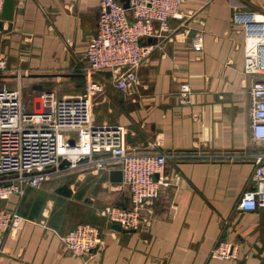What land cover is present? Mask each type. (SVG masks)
<instances>
[{"label": "crops", "instance_id": "crops-1", "mask_svg": "<svg viewBox=\"0 0 264 264\" xmlns=\"http://www.w3.org/2000/svg\"><path fill=\"white\" fill-rule=\"evenodd\" d=\"M0 95L20 87L29 108L36 94H81L99 83L93 118L123 124L128 145L144 151L163 141L164 174L170 184L141 211L140 226L106 222L107 205L130 207V191L112 179L118 168L70 171L38 188H27L4 205L23 217L17 231H0V264H264V208L242 210L238 200L252 184L254 163L229 154L257 152L251 128V85L261 74L244 71L247 34L235 13L264 17V0H184L186 20L144 40L154 49L138 68L139 82L117 89L110 70L87 73L85 51L95 33L100 0H16L11 21L1 17ZM122 1V0H119ZM184 21V25H182ZM204 35L196 52V31ZM182 82L192 88L191 104L178 101ZM198 154L199 156H194ZM102 228L105 247L76 256L62 236L77 224ZM237 242L236 258L210 255L220 239Z\"/></svg>", "mask_w": 264, "mask_h": 264}, {"label": "built area", "instance_id": "built-area-1", "mask_svg": "<svg viewBox=\"0 0 264 264\" xmlns=\"http://www.w3.org/2000/svg\"><path fill=\"white\" fill-rule=\"evenodd\" d=\"M184 0H129L125 8L119 0H100L97 28L88 40L85 59L87 73L108 69L114 85L121 91L139 82L138 68L154 49L144 40L161 37L171 30L170 20H186L180 5ZM2 5V2H1ZM243 23L247 38L244 71L261 74L251 85V128L257 152L229 154L254 163L252 184L238 200L242 210L264 208V17L235 13ZM184 25V21L182 23ZM204 35L196 31L192 48L203 49ZM7 60L0 57V72ZM103 90L94 81L81 94L55 96L52 91L36 94L39 105L31 109L20 87L0 95V231H17L25 217L8 209L4 202L21 196L27 188H38L66 169L81 166L118 168L122 183L129 188L131 206L107 205L99 210L106 222L137 229L141 211L170 184L164 174L168 154L161 151L163 141L148 142L138 152L128 145V129L123 124H100L93 118V99ZM192 88L182 82L178 90L181 105L191 104ZM194 156H199L194 154ZM69 164L61 166L62 160ZM64 247L76 256L89 255L105 247V235L96 224L82 222L62 236ZM237 242L220 238L210 255L219 259L236 258Z\"/></svg>", "mask_w": 264, "mask_h": 264}, {"label": "water", "instance_id": "water-1", "mask_svg": "<svg viewBox=\"0 0 264 264\" xmlns=\"http://www.w3.org/2000/svg\"><path fill=\"white\" fill-rule=\"evenodd\" d=\"M15 1L16 0H3L2 1V7H1V17L4 20H9L13 18L14 14V7H15ZM125 8L129 7V0H122L121 1ZM129 138V135L127 136ZM69 164V161L64 159L61 162V166ZM112 179L114 181H121L122 180V172L121 170H112L111 171ZM116 226H121L118 222L114 223Z\"/></svg>", "mask_w": 264, "mask_h": 264}, {"label": "rangeland", "instance_id": "rangeland-1", "mask_svg": "<svg viewBox=\"0 0 264 264\" xmlns=\"http://www.w3.org/2000/svg\"><path fill=\"white\" fill-rule=\"evenodd\" d=\"M32 93H30V92H28V93H26L25 95H24V100L26 101V100H28L29 98H30V95H31ZM96 97V96H95ZM94 97V99H93V105H94V100L96 99ZM36 101H37V105H39V102H40V100H39V97L37 96L36 97ZM81 168V167H80ZM82 168H87V167H82ZM88 168H92V167H88ZM94 168V167H93ZM73 169H66L64 172H61L60 174H58V175H55V176H53L51 179H49V180H47V182H52V181H55V180H58V179H60V178H63V176H66L70 171H72Z\"/></svg>", "mask_w": 264, "mask_h": 264}, {"label": "bare ground", "instance_id": "bare-ground-1", "mask_svg": "<svg viewBox=\"0 0 264 264\" xmlns=\"http://www.w3.org/2000/svg\"><path fill=\"white\" fill-rule=\"evenodd\" d=\"M258 18H261V17H258ZM37 100V99H36ZM39 100H40V98H39ZM36 105H37V101H36ZM38 106V105H37Z\"/></svg>", "mask_w": 264, "mask_h": 264}]
</instances>
